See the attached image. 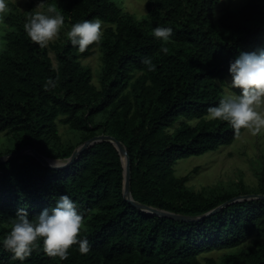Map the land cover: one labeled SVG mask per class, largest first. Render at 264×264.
<instances>
[{
    "label": "trees",
    "instance_id": "16d2710c",
    "mask_svg": "<svg viewBox=\"0 0 264 264\" xmlns=\"http://www.w3.org/2000/svg\"><path fill=\"white\" fill-rule=\"evenodd\" d=\"M10 2L0 51V134L10 144L0 147V156L31 145L66 159L86 139L107 133L126 145L133 198L147 205L201 215L236 195L264 193V167L257 186L240 182L233 190L204 192L188 186L174 168L179 159L217 150L242 134L244 128L208 119V109L223 98L230 62L264 48V0L218 12L222 0H147L142 16L124 10L122 0H43L47 11L64 18L59 38L45 48L24 30L39 11L35 0L24 10ZM96 19L106 24L102 40L81 53L66 33ZM156 27H171V40L155 38ZM96 48L102 52L99 86L83 63ZM145 58L155 71L147 70ZM49 81L55 86L45 87ZM60 124L72 134L64 137ZM123 172L119 151L107 141L65 169L46 167L31 154L1 164L0 240L18 208L34 219L68 195L84 213L79 235L90 251L81 254L73 245L61 260L44 254L40 240L23 264H264V199L237 201L197 221L176 220L125 201ZM249 239L252 246L237 250ZM217 250H224L219 258L204 256ZM0 264L21 262L0 246Z\"/></svg>",
    "mask_w": 264,
    "mask_h": 264
},
{
    "label": "clouds",
    "instance_id": "9594fccd",
    "mask_svg": "<svg viewBox=\"0 0 264 264\" xmlns=\"http://www.w3.org/2000/svg\"><path fill=\"white\" fill-rule=\"evenodd\" d=\"M43 0H41L42 4ZM40 6V5H38ZM8 11L6 0H0V19ZM37 11L31 14L24 24L28 38L45 48L50 41L58 37L64 25V18L59 13L51 14ZM73 47L83 53L90 45L99 46L102 40V22L99 19L85 20L75 23L66 33ZM153 36L163 42H168L173 36L171 27H156ZM167 53L166 47L161 49ZM143 64L148 71H155V65L150 58H145ZM229 89L239 90L238 94L226 90L217 106L208 109V119L228 122L232 128L250 130L252 135L264 130V48L255 52H241L229 66ZM52 85L51 81L46 84ZM54 167V162L51 165ZM84 222V213L68 195H61L52 208L43 209L34 219L29 218L26 208H18L12 220L9 233L0 240V246L11 253L13 260L23 262L37 248V241L42 240L43 253L49 257L68 258L69 249L78 245L81 254L90 251L86 237H80Z\"/></svg>",
    "mask_w": 264,
    "mask_h": 264
},
{
    "label": "rangeland",
    "instance_id": "374dc122",
    "mask_svg": "<svg viewBox=\"0 0 264 264\" xmlns=\"http://www.w3.org/2000/svg\"><path fill=\"white\" fill-rule=\"evenodd\" d=\"M146 1L147 0H122V3L124 10L137 16H142L145 12ZM246 1L247 0H222L221 4L217 7V12L225 9H239L242 4L246 3ZM30 2H34V0H11L10 3L24 10ZM35 4L40 12L47 13V10L38 0H35ZM105 26L106 24L102 23V31ZM7 29L8 25L5 24L3 18L0 19V51L3 46V35ZM59 36L60 32L58 37L54 38L49 43L56 41ZM50 55L53 62L56 64L57 60L55 53L51 51ZM83 63L91 67L94 75L93 81L97 86H99V74L102 68L101 50L96 48L91 56L83 59ZM229 82L230 79H227L226 84H222L223 96L225 95L226 90H230L228 87ZM230 91L233 92L232 89ZM178 123L179 122L176 123L177 126ZM59 130L64 137H67L68 135L70 136L73 132L72 128L64 124L59 125ZM8 137L6 134H0L1 148H6V146L10 144ZM56 160L63 161L65 159ZM263 167L264 130L257 135H252L250 130L246 128H244L242 134L231 144L223 145L217 150L209 151L202 155H194L179 159L174 165L175 174L182 178L187 177L186 184L199 192L217 189L219 186L233 190L232 187H235V185L240 182H243L249 187L257 186L259 183L260 172L263 170ZM252 243L253 240L249 239L245 241L237 250L248 249L252 246ZM223 252L224 250H217L205 253L204 256L210 255L215 258H219Z\"/></svg>",
    "mask_w": 264,
    "mask_h": 264
},
{
    "label": "water",
    "instance_id": "95a60500",
    "mask_svg": "<svg viewBox=\"0 0 264 264\" xmlns=\"http://www.w3.org/2000/svg\"><path fill=\"white\" fill-rule=\"evenodd\" d=\"M107 141L112 143L117 150L119 151L123 163L124 168V180H123V198L125 201L136 207L138 210L145 212L147 214L151 215H157L162 217H169L176 220H182V221H197L202 218H205L207 216H210L211 214H214L225 207H227L229 204L242 201V200H249V199H264V193H248V194H241L236 195L232 197L231 199L223 202L222 204L218 205L214 209L201 214V215H192V214H183V213H175L169 210L161 209L158 207H154L151 205H147L145 203H142L136 199L133 198L132 195V182H131V158L128 152V149L126 145L118 139L116 136L102 133V134H96L88 139H86L81 145H79L75 151L65 160H56L53 158H49L43 154H41L38 150H36L31 145H25L20 149L13 150L9 153L3 154L0 156V165L8 162L9 160L13 158L20 157L25 154H31L33 155L37 161L42 163V165L46 167H50L53 169H65L68 168L71 164L75 163L80 156L89 149L91 146H93L96 143ZM54 162V167H52V163Z\"/></svg>",
    "mask_w": 264,
    "mask_h": 264
}]
</instances>
